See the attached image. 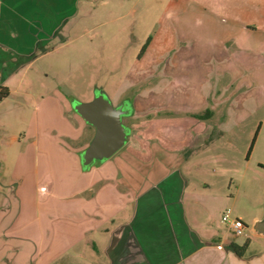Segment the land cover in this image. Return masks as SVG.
<instances>
[{
    "label": "rangeland",
    "instance_id": "1",
    "mask_svg": "<svg viewBox=\"0 0 264 264\" xmlns=\"http://www.w3.org/2000/svg\"><path fill=\"white\" fill-rule=\"evenodd\" d=\"M42 2L45 28L55 24L59 31L43 47V78L35 68L28 73V78L41 77L44 86L26 90L48 94L52 84L61 102L68 100L71 121L69 125L60 110L48 105L40 108L39 145L44 148L35 152L29 148L32 144L6 151L16 128L0 120V185L4 190L0 191V264L10 254L5 251L18 246L14 236L30 237L32 244L37 238L32 235L40 232L36 222H22L21 216L27 219L30 212L19 216L16 205L29 196L28 191H16L20 181L28 190L27 170L36 177L30 168H37L40 175L49 173L38 190L46 199H59L53 191L55 179L58 188L75 179L80 182L73 154L88 146L95 129L85 124L82 135L73 139L81 126L72 104L92 100L98 89L115 105L131 103V113L123 119L130 129L128 142L110 163L124 162L139 176L157 163L190 167L192 183L207 187L202 202L207 207L213 202L210 212L202 210L203 218L212 217L220 222L221 232L229 231L224 215L231 209V217L246 224L245 236L238 239L254 240L251 251L259 247L252 217L264 216V35L261 31L250 34L245 28L254 19L245 11H254L257 1L252 6L245 0ZM51 59L56 61L55 68L48 71ZM24 97H29V106L34 108V98ZM214 104L218 106L215 117L200 126L194 115H205ZM183 135L188 137L186 145L181 142ZM205 135L207 147L189 154L194 142ZM189 155V161L182 164ZM229 233L234 237L232 230ZM80 247L82 252L88 249ZM76 252L69 249L54 264H70ZM83 257L72 263L91 260L90 255Z\"/></svg>",
    "mask_w": 264,
    "mask_h": 264
},
{
    "label": "crops",
    "instance_id": "2",
    "mask_svg": "<svg viewBox=\"0 0 264 264\" xmlns=\"http://www.w3.org/2000/svg\"><path fill=\"white\" fill-rule=\"evenodd\" d=\"M246 1L250 6L252 1H257L254 11H245V15L254 17L252 22H246V31L250 34L261 31L264 35V0ZM42 7V0H0V83L8 89V96L0 100V120L8 121L9 126L16 128L9 136L10 146L6 151H17L25 144H32L29 148L35 152L44 148L39 145L41 127L37 121L45 105L53 111H62L70 125L68 100L61 102L59 91L52 84L48 94L37 95L26 90L38 84L44 86L46 53L43 47L46 42L53 41L59 31L55 24L45 28ZM51 60L48 71L55 68L56 61ZM33 68L37 73L42 71V78L36 75L28 78ZM14 96L18 98L13 99ZM24 96L34 98V108L29 106V97ZM38 96L40 102L35 98ZM215 107L218 106L214 104L208 110L211 114L206 119L194 117L200 126L213 120ZM77 116L81 127H76L80 132L73 139L82 135V128L87 124ZM206 136L197 144L194 142L189 154L193 156L197 148L207 147ZM50 140L47 138L46 142ZM187 140V135H183L182 144L186 145ZM79 150L76 149L73 157L74 168L81 180L78 183L75 179L58 188V179H55L53 191L60 195L59 199L39 196L38 190L49 173L40 175L35 167L30 169L38 178L27 170L31 178L28 190L21 181L18 182L21 185L17 192H29L28 197L16 203L19 216L25 211L30 212L27 219L21 216L22 222H36L40 232L32 235L37 237L32 244L30 237L26 240L14 236L20 242L17 241L18 246L11 252L5 251L10 254L3 264H54L69 249L77 251L72 262L84 258L83 254L90 255L91 260L86 264H264V235L257 230L264 216L252 217L254 236L261 240L259 247L251 251L254 240L249 239L248 249L243 256H238L231 245H242L246 240L235 235L231 237L229 231L232 229L228 223L229 231L221 232L220 222L212 217L203 218L202 210L210 212L213 202L209 207L202 202L207 187L201 189L200 185L192 183L194 179L188 178L192 173L190 167L157 163L146 175L139 176L131 173L124 162L115 159L110 163L109 159L84 169L82 151ZM191 155L185 157L182 164L189 161ZM50 172L56 177L55 169ZM0 191H4L1 185ZM80 246L88 248L89 253L82 252ZM72 262L70 264H76Z\"/></svg>",
    "mask_w": 264,
    "mask_h": 264
},
{
    "label": "water",
    "instance_id": "3",
    "mask_svg": "<svg viewBox=\"0 0 264 264\" xmlns=\"http://www.w3.org/2000/svg\"><path fill=\"white\" fill-rule=\"evenodd\" d=\"M72 105L76 113L95 129L92 140L81 153L84 169L111 159L125 147L130 129L123 119L131 113L129 102L115 105L105 91L98 89L92 100L73 102ZM257 230L264 235V221L257 225Z\"/></svg>",
    "mask_w": 264,
    "mask_h": 264
},
{
    "label": "built area",
    "instance_id": "4",
    "mask_svg": "<svg viewBox=\"0 0 264 264\" xmlns=\"http://www.w3.org/2000/svg\"><path fill=\"white\" fill-rule=\"evenodd\" d=\"M2 90L3 87L0 83V95L2 93ZM231 213V209L227 210V212L225 213L224 218L226 219V222L229 224L236 237L245 236L246 224L240 218H232Z\"/></svg>",
    "mask_w": 264,
    "mask_h": 264
},
{
    "label": "trees",
    "instance_id": "5",
    "mask_svg": "<svg viewBox=\"0 0 264 264\" xmlns=\"http://www.w3.org/2000/svg\"><path fill=\"white\" fill-rule=\"evenodd\" d=\"M146 48H147V45H145L144 47H143V51L142 52H144L145 50H146ZM8 96V89L7 88H3V90H2V93H1V95H0V100H2L3 98H5V97H7ZM208 114H211V112H209L208 111V113H206L205 115H194V117H196V118H199V119H206L207 117V115ZM255 140V139H254ZM253 143H254V141H253ZM252 147H253V144H252V146H251V148H250V151L249 152H251V150H252ZM249 243H250V241H249V239L248 240H246V242L244 243V244H242V245H240V244H237V243H232V248L234 249V251L236 252V254L238 255V256H243V254H244V252L248 249V247H249Z\"/></svg>",
    "mask_w": 264,
    "mask_h": 264
},
{
    "label": "flooded vegetation",
    "instance_id": "6",
    "mask_svg": "<svg viewBox=\"0 0 264 264\" xmlns=\"http://www.w3.org/2000/svg\"><path fill=\"white\" fill-rule=\"evenodd\" d=\"M129 104L131 105V103L129 102Z\"/></svg>",
    "mask_w": 264,
    "mask_h": 264
}]
</instances>
